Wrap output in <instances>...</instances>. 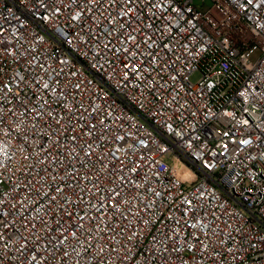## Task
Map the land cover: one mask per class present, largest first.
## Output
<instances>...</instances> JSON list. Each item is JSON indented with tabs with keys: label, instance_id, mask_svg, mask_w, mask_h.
<instances>
[{
	"label": "built area",
	"instance_id": "1",
	"mask_svg": "<svg viewBox=\"0 0 264 264\" xmlns=\"http://www.w3.org/2000/svg\"><path fill=\"white\" fill-rule=\"evenodd\" d=\"M0 264H264V0H0Z\"/></svg>",
	"mask_w": 264,
	"mask_h": 264
},
{
	"label": "rangeland",
	"instance_id": "2",
	"mask_svg": "<svg viewBox=\"0 0 264 264\" xmlns=\"http://www.w3.org/2000/svg\"><path fill=\"white\" fill-rule=\"evenodd\" d=\"M199 78H200L199 73H194V74L191 76V80H192L193 82H197V81L199 80ZM166 159H167L168 162H170L171 164H173V159H172L171 155H168V156L166 157Z\"/></svg>",
	"mask_w": 264,
	"mask_h": 264
}]
</instances>
